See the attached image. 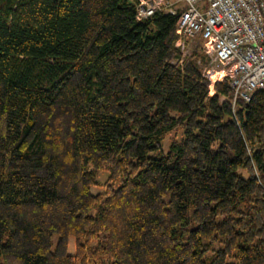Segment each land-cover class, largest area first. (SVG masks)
<instances>
[{
	"label": "trees",
	"instance_id": "16d2710c",
	"mask_svg": "<svg viewBox=\"0 0 264 264\" xmlns=\"http://www.w3.org/2000/svg\"><path fill=\"white\" fill-rule=\"evenodd\" d=\"M137 2L0 0V264H264V89Z\"/></svg>",
	"mask_w": 264,
	"mask_h": 264
},
{
	"label": "built area",
	"instance_id": "2783aa9c",
	"mask_svg": "<svg viewBox=\"0 0 264 264\" xmlns=\"http://www.w3.org/2000/svg\"><path fill=\"white\" fill-rule=\"evenodd\" d=\"M183 9L179 11L180 5ZM158 10L179 13V39L198 37L220 65L222 79L231 78L235 97L250 100L264 89V0H138L137 17ZM210 69V68H209ZM207 69L209 76L212 71Z\"/></svg>",
	"mask_w": 264,
	"mask_h": 264
},
{
	"label": "rangeland",
	"instance_id": "374dc122",
	"mask_svg": "<svg viewBox=\"0 0 264 264\" xmlns=\"http://www.w3.org/2000/svg\"><path fill=\"white\" fill-rule=\"evenodd\" d=\"M178 5H181V3H178ZM179 45H181L183 51H184V54H188L190 53L193 48H195L197 45H200L201 48H202V51L204 53L207 54L208 58H209V62L207 63L206 65V68H210L209 70L212 71V73L209 75V78L211 79V88L213 89L214 87V83L216 80L220 79L222 77V72L219 70L220 68V65L218 64H215V62L213 61V57L206 52L204 46H203V42L200 38L198 37H195V38H186L184 37L183 39H179L178 42H177ZM175 132H171L169 133L167 136H166V139H165V147H168L169 145V141L171 139V137L174 135ZM108 171H101L98 176H97V179H98V183L97 184H94L92 186V191L94 193H97V192H100L103 190V187H104V184L107 180V177H108ZM56 238V237H54ZM72 247H71V251H74L75 248H74V239H72Z\"/></svg>",
	"mask_w": 264,
	"mask_h": 264
},
{
	"label": "crops",
	"instance_id": "0c3cea01",
	"mask_svg": "<svg viewBox=\"0 0 264 264\" xmlns=\"http://www.w3.org/2000/svg\"><path fill=\"white\" fill-rule=\"evenodd\" d=\"M181 6V5H180Z\"/></svg>",
	"mask_w": 264,
	"mask_h": 264
}]
</instances>
